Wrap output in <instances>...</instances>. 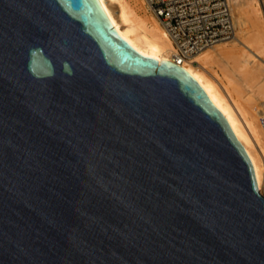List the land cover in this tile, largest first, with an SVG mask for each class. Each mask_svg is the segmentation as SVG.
Returning <instances> with one entry per match:
<instances>
[{"label": "water", "instance_id": "obj_1", "mask_svg": "<svg viewBox=\"0 0 264 264\" xmlns=\"http://www.w3.org/2000/svg\"><path fill=\"white\" fill-rule=\"evenodd\" d=\"M0 264H264L229 116L98 0H0Z\"/></svg>", "mask_w": 264, "mask_h": 264}, {"label": "bare ground", "instance_id": "obj_2", "mask_svg": "<svg viewBox=\"0 0 264 264\" xmlns=\"http://www.w3.org/2000/svg\"><path fill=\"white\" fill-rule=\"evenodd\" d=\"M255 1L233 0V11L236 6L240 22L247 25L244 36L235 37L231 46L212 47L211 51L199 53L182 66L193 73L198 82H205L213 102H219L229 116L238 140L252 159L257 184L264 195V128L261 123L264 109L255 110L247 105L253 102V95L261 97L264 107V24ZM98 2L113 27L137 51L158 60L174 61L172 39L163 26L138 13L136 0ZM246 95L251 99L244 101ZM256 103H251L252 107L259 105Z\"/></svg>", "mask_w": 264, "mask_h": 264}, {"label": "built area", "instance_id": "obj_3", "mask_svg": "<svg viewBox=\"0 0 264 264\" xmlns=\"http://www.w3.org/2000/svg\"><path fill=\"white\" fill-rule=\"evenodd\" d=\"M174 45V61L196 55L237 36L233 0H145ZM264 128V115L261 117Z\"/></svg>", "mask_w": 264, "mask_h": 264}, {"label": "rangeland", "instance_id": "obj_4", "mask_svg": "<svg viewBox=\"0 0 264 264\" xmlns=\"http://www.w3.org/2000/svg\"><path fill=\"white\" fill-rule=\"evenodd\" d=\"M136 3H137V11H138V13L141 15V16H144V17H147V18H149V19H151V20H153L154 22H156L161 28H163L162 27V25H161V23H160V21H159V19L155 16V14L150 10V8L148 7V5H147V3H146V1L145 0H136ZM235 5V4H234ZM255 5L259 8V14H260V16H261V19L263 20V24H264V0H257V2L255 1ZM235 8H234V16L236 17L235 18V20H236V23H237V27H238V30H237V36L236 37H240V36H244L243 35V32H244V30H245V28H247V25H243V23L242 22H240L242 19L241 18H238V12H237V7L236 6H234ZM237 13V14H236ZM236 14V15H235ZM246 19V18H245ZM244 28V29H243ZM235 42V39L234 40H231V41H226V42H222V43H220V44H218V45H216L215 47H213V48H216V47H218V46H220V47H224V46H231L233 43ZM213 48H209V49H206L205 51H203V52H201L202 54L203 53H205V52H208V51H211V50H213ZM198 55H200V54H198ZM217 69V68H216ZM218 70V69H217ZM252 96V98H254L252 101L253 102H249L248 104H247V100H246V102H244V103H242L243 104V106H244V104L246 105H249L250 104V106H251V108H256L255 110H263L264 109V107L262 106V102H260V98L261 97H258L257 96V98H256V96H253V95H251ZM248 97V95H246L245 97H244V101H245V99H251V97L249 98H247ZM258 98H259V100H258ZM256 100V101H255ZM241 101L243 102V98L241 99ZM249 101H251V100H249ZM258 102V103H256V105L257 104H259V105H257V106H254L255 105V102ZM251 103H254V105H253V107H252V105H251ZM259 106V107H258ZM261 106H262V108H261ZM245 107H248V106H245ZM250 108V109H251ZM260 108V109H259ZM249 109V108H248ZM252 110V109H251ZM254 111V110H253ZM264 115V113L261 115V117Z\"/></svg>", "mask_w": 264, "mask_h": 264}]
</instances>
